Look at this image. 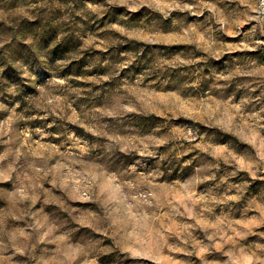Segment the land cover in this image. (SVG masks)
<instances>
[{"label":"rangeland","instance_id":"obj_1","mask_svg":"<svg viewBox=\"0 0 264 264\" xmlns=\"http://www.w3.org/2000/svg\"><path fill=\"white\" fill-rule=\"evenodd\" d=\"M0 264H264V0H0Z\"/></svg>","mask_w":264,"mask_h":264},{"label":"trees","instance_id":"obj_2","mask_svg":"<svg viewBox=\"0 0 264 264\" xmlns=\"http://www.w3.org/2000/svg\"><path fill=\"white\" fill-rule=\"evenodd\" d=\"M43 37H44V36H43ZM61 41H63V39H62Z\"/></svg>","mask_w":264,"mask_h":264}]
</instances>
